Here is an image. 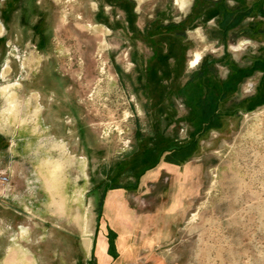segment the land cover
<instances>
[{
	"label": "rangeland",
	"instance_id": "1",
	"mask_svg": "<svg viewBox=\"0 0 264 264\" xmlns=\"http://www.w3.org/2000/svg\"><path fill=\"white\" fill-rule=\"evenodd\" d=\"M261 10L264 0H0V87L11 85L0 89V200L61 157V242L87 227L95 189L102 211L124 187L123 209L147 223L138 239L161 223L164 264H264V103L247 107L264 75ZM203 72L231 82L209 128L186 95ZM147 254L137 264H153Z\"/></svg>",
	"mask_w": 264,
	"mask_h": 264
},
{
	"label": "crops",
	"instance_id": "2",
	"mask_svg": "<svg viewBox=\"0 0 264 264\" xmlns=\"http://www.w3.org/2000/svg\"><path fill=\"white\" fill-rule=\"evenodd\" d=\"M211 10L207 13L208 18L215 15L210 13ZM254 39L264 42V34H257ZM231 67L235 71V66ZM229 81L209 74L202 81L188 84L189 105L200 111L198 101L205 97L207 89L210 87L220 96L229 88ZM42 126L47 128L49 124L41 122ZM58 141L61 155V137ZM62 148L70 154L77 153L70 146ZM9 151L11 154L13 150ZM46 171L45 177H35L34 185L30 184L31 177H26L22 184L25 189L16 186L4 202L0 200V205L4 203L9 209L0 212V235L7 233L9 243L0 249L5 252L1 254L0 264H137L144 250L150 253L145 255L149 262L164 264L153 254L164 237L159 227L161 223H153L154 227L148 228L150 231L138 239L136 232L147 223H140L136 212L123 209L128 194L124 187L106 193L102 211L98 210L99 189H95L96 197L84 213L85 219L89 220L87 227L77 234L75 242H61V234L67 236L70 233L61 228V157L49 162ZM108 206L114 208L108 209Z\"/></svg>",
	"mask_w": 264,
	"mask_h": 264
},
{
	"label": "trees",
	"instance_id": "3",
	"mask_svg": "<svg viewBox=\"0 0 264 264\" xmlns=\"http://www.w3.org/2000/svg\"><path fill=\"white\" fill-rule=\"evenodd\" d=\"M226 1L222 2L221 4H225ZM262 14H264V11L261 10ZM262 34V33H260ZM261 61V60H260ZM262 66H259V68L263 67L264 62H260L259 64ZM209 72H203L201 74V77L198 79L199 81L203 80V76L208 74ZM192 83V81H191ZM190 84V83H189ZM208 95V96H207ZM207 95L204 98H201L198 101V105L202 108V112H203V116H204V122L207 124L205 125V128H209L212 125V120H218L220 114H219V109H220V103L222 102V100L225 98L224 94L223 96H221L220 98H218V96L216 95V92L210 88L207 89ZM248 108L253 109L256 108L259 104L264 103V75L260 80L259 85L257 86V93L255 94V96H253L251 99L248 100ZM178 150L182 151V150H194L193 145H190L188 147H183V148H178ZM179 151V152H180ZM179 152H177L176 154H178Z\"/></svg>",
	"mask_w": 264,
	"mask_h": 264
},
{
	"label": "bare ground",
	"instance_id": "4",
	"mask_svg": "<svg viewBox=\"0 0 264 264\" xmlns=\"http://www.w3.org/2000/svg\"><path fill=\"white\" fill-rule=\"evenodd\" d=\"M9 87H11V85H7V86H5V87H0V89L2 90V91H5V92H10L9 91ZM1 91V92H2ZM12 91H14V90H12ZM4 92V93H5ZM10 94V93H9ZM12 97V96H11ZM17 97V96H16ZM13 99V98H12ZM12 102V106L13 107H15V105H16V103L14 102V100L13 101H11ZM14 113V112H13ZM16 113V112H15ZM14 116V115H13ZM14 119V118H13Z\"/></svg>",
	"mask_w": 264,
	"mask_h": 264
},
{
	"label": "built area",
	"instance_id": "5",
	"mask_svg": "<svg viewBox=\"0 0 264 264\" xmlns=\"http://www.w3.org/2000/svg\"><path fill=\"white\" fill-rule=\"evenodd\" d=\"M8 180H9V178H8L7 176H3V177H1V181H2L3 184H4V183H7Z\"/></svg>",
	"mask_w": 264,
	"mask_h": 264
}]
</instances>
